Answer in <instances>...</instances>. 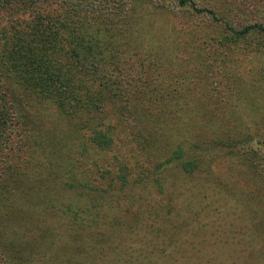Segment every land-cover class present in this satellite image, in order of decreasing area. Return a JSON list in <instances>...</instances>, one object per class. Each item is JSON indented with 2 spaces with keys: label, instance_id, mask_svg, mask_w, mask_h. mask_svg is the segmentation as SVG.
<instances>
[{
  "label": "trees",
  "instance_id": "obj_1",
  "mask_svg": "<svg viewBox=\"0 0 264 264\" xmlns=\"http://www.w3.org/2000/svg\"><path fill=\"white\" fill-rule=\"evenodd\" d=\"M198 26L217 31L206 51L197 50L198 71L235 54L264 59V0H0V154L19 119L52 161L28 182L10 163L7 182L0 173V264H126L112 256L128 249L132 231L125 197L169 222L174 214L176 224L205 208L222 223L232 214L222 233L248 230L243 258L264 264V97L254 99L256 116L243 128L225 126L214 136L199 128L201 117L190 129L168 122L159 99L145 96L157 77L187 70L186 49L170 34ZM44 104L58 110L49 128ZM121 139L126 146L115 143ZM185 178L196 188L182 187ZM178 187L198 196L185 217L176 209L184 202ZM219 187L228 193L214 199ZM67 192L76 200L61 203Z\"/></svg>",
  "mask_w": 264,
  "mask_h": 264
},
{
  "label": "rangeland",
  "instance_id": "obj_2",
  "mask_svg": "<svg viewBox=\"0 0 264 264\" xmlns=\"http://www.w3.org/2000/svg\"><path fill=\"white\" fill-rule=\"evenodd\" d=\"M216 32L211 33L215 34ZM211 33L204 27L198 26V29L180 37L175 36L174 33L170 34L177 47L182 48L183 45L186 49V53L183 54L185 60L183 67L187 70L183 69L179 74H174L170 78H166L165 75L157 77L158 82L149 88L150 92H147L145 96L150 99H159L158 113L162 114V117H167L168 122L174 121L179 128L183 127V129H190L189 126L202 123L199 128L208 130L215 136L225 126L239 130L255 118L256 115L252 116L255 113L253 110L254 99L264 97V89L258 88L261 82L256 79V76L261 74L260 69H263L264 59L261 58L263 53L260 55L255 53L235 54L230 60L223 63H216L215 60L210 61L206 70L202 68V71H198L199 53L197 50L198 48L207 50V42ZM257 83H259L258 87ZM194 85L196 88H193ZM42 108L43 114L47 116L46 126L49 128L48 125H52L50 116L53 113L56 114L58 110L54 106L46 104ZM205 116H211V120L203 123ZM199 117L202 118L199 120L200 123L197 121ZM9 129H11V135L8 136L4 145L6 149L0 154L1 181L7 182L6 173L11 172L6 163L17 166L19 177L26 182L37 179L44 173L40 170L42 163H52V161L46 155L45 150H40L32 145L31 131H28L19 119H13ZM115 143L121 146L127 145L126 139L116 140ZM159 160V157L150 159V161ZM233 174L236 176L234 182H238L240 178H238L237 172L234 171ZM15 176L18 178L16 173ZM216 177H220L221 181L219 180L218 183L225 182L220 173ZM216 177L214 176L213 180ZM190 184L196 188L188 178L183 180L181 186L186 187ZM219 188L214 192V199H220L217 195L227 192L226 189ZM178 189L183 193L184 202L180 207L176 205L179 208L176 209L185 217L189 215L190 211L195 210L198 196L194 193L184 192L179 187ZM229 190L234 191L236 198H239L237 194L240 190ZM154 193L152 190V193L147 194V197H153ZM136 198L125 197L121 200V204H125V215L133 217V219L128 218L129 228L132 231L128 230L131 231L126 243L128 249L120 246L119 249L113 251V258L122 256L126 264H254L253 257L243 258L247 251L245 246L248 241L246 240H253V236L248 230L243 231L242 235L222 233L224 225L230 220L229 217L232 214H228V219L225 218V222L222 223L219 218L214 219V214L205 208L197 216L190 213L188 224H176L174 214L171 216L172 222L167 221L165 215L153 216V213H148L149 205L147 207L138 206L139 202L136 201ZM230 198L231 200L235 199L231 194L224 199L229 201ZM70 199L76 200L67 192L60 197V202L65 203ZM83 201L78 200L76 205L81 206ZM234 202L235 200L228 203L232 206ZM118 203H120V199ZM222 203L219 204L224 207ZM115 208L114 206L109 208L110 213H106V222L114 221ZM142 209L144 211L139 212L140 215L138 214L136 217V213ZM223 211L221 209V212ZM254 223V221H248L245 224L246 227H252ZM236 224L241 226L240 222ZM253 230L257 231L255 226ZM226 235L227 238L236 236L237 239L223 243V238ZM156 257L157 260H154Z\"/></svg>",
  "mask_w": 264,
  "mask_h": 264
}]
</instances>
